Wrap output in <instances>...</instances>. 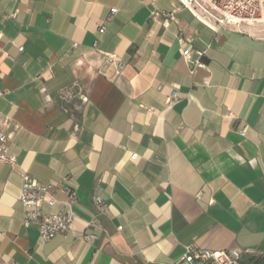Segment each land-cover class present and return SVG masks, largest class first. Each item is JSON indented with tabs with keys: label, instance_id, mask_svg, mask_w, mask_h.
Instances as JSON below:
<instances>
[{
	"label": "crops",
	"instance_id": "crops-1",
	"mask_svg": "<svg viewBox=\"0 0 264 264\" xmlns=\"http://www.w3.org/2000/svg\"><path fill=\"white\" fill-rule=\"evenodd\" d=\"M256 24L215 32L177 0H0V125L17 157L0 164V264H171L190 243L264 264ZM23 173L76 189L66 238L24 224Z\"/></svg>",
	"mask_w": 264,
	"mask_h": 264
},
{
	"label": "built area",
	"instance_id": "built-area-1",
	"mask_svg": "<svg viewBox=\"0 0 264 264\" xmlns=\"http://www.w3.org/2000/svg\"><path fill=\"white\" fill-rule=\"evenodd\" d=\"M181 6L190 11L204 24L219 32L227 25L240 26L243 23L256 24L264 22V0H177ZM118 11L111 8L110 18ZM160 15L155 11L154 17ZM99 31L104 33L106 25H100ZM1 37V34H0ZM190 45L182 50L183 56L189 60L193 52V38H186ZM97 46V43H96ZM23 51L24 46H19ZM206 50H199L197 54L203 57ZM110 59L115 64L116 73L120 74L125 64L111 55ZM197 67H205L203 61L197 62ZM5 89H0V97L5 94ZM178 91L174 88L167 98V104L173 106L176 102ZM152 112L151 108H148ZM11 135L0 125V164L7 163L12 167L17 166L16 155L8 153V146ZM138 156L137 153L131 155L132 159ZM60 191L65 195L59 200L56 193ZM78 193L70 185L68 177H64L58 183H41L36 178L27 173H23V185L21 188L20 200L23 203L24 224L28 227L37 226L40 236L44 241L53 239L56 236L67 237L72 229L73 221L76 218L75 206L78 202ZM60 203V209L56 213H48L44 210L45 205L54 207ZM96 205L102 207L104 201L101 197H96ZM121 228V227H120ZM91 236H86L91 240ZM244 251L238 248L214 250L200 247L194 243L184 245L181 255L171 264H242L241 259Z\"/></svg>",
	"mask_w": 264,
	"mask_h": 264
},
{
	"label": "rangeland",
	"instance_id": "rangeland-1",
	"mask_svg": "<svg viewBox=\"0 0 264 264\" xmlns=\"http://www.w3.org/2000/svg\"><path fill=\"white\" fill-rule=\"evenodd\" d=\"M256 27L258 28V30L264 34V22H260L256 24Z\"/></svg>",
	"mask_w": 264,
	"mask_h": 264
}]
</instances>
